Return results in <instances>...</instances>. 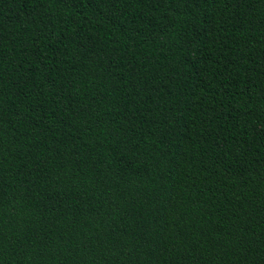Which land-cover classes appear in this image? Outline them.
I'll return each instance as SVG.
<instances>
[{
	"label": "trees",
	"instance_id": "16d2710c",
	"mask_svg": "<svg viewBox=\"0 0 264 264\" xmlns=\"http://www.w3.org/2000/svg\"><path fill=\"white\" fill-rule=\"evenodd\" d=\"M0 264H264V0H0Z\"/></svg>",
	"mask_w": 264,
	"mask_h": 264
}]
</instances>
